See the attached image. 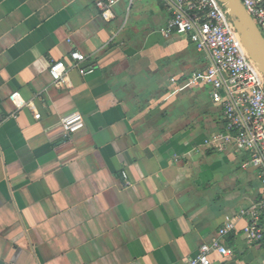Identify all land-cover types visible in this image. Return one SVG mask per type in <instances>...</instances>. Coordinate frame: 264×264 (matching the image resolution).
I'll use <instances>...</instances> for the list:
<instances>
[{"label": "crops", "instance_id": "obj_1", "mask_svg": "<svg viewBox=\"0 0 264 264\" xmlns=\"http://www.w3.org/2000/svg\"><path fill=\"white\" fill-rule=\"evenodd\" d=\"M98 1L0 0V264H186L261 196L244 153L205 145L224 127L191 81L209 61L164 32L167 5L122 1L105 20ZM72 50L93 72L53 85ZM76 112L84 128L67 137ZM243 225L212 264H264Z\"/></svg>", "mask_w": 264, "mask_h": 264}, {"label": "built area", "instance_id": "obj_2", "mask_svg": "<svg viewBox=\"0 0 264 264\" xmlns=\"http://www.w3.org/2000/svg\"><path fill=\"white\" fill-rule=\"evenodd\" d=\"M140 0H99L97 7L102 18H112V9L119 2ZM160 1V0H157ZM171 13L164 28L166 34L185 35L195 49L206 54L207 67L194 72L191 81L211 88V99L219 104L224 127L222 132L205 141L206 146L222 153L229 148L244 153L248 158L244 168L258 171L261 187L259 200L241 211L236 219L225 222L216 238L199 246L197 254L186 264H212V257L230 259L233 250L224 240L236 229V222L244 220L240 235L248 244L258 243L264 237V78L243 48L230 20L228 10L217 0H161ZM264 38V0H240ZM70 62H55L49 67L52 84L66 81L70 70H78L81 76L92 69L84 68L85 56L76 50L69 54ZM17 109L24 106L40 118L33 101L23 103L19 93L10 96ZM84 119L80 113H72L60 121L67 137L83 130ZM126 179V173H123Z\"/></svg>", "mask_w": 264, "mask_h": 264}, {"label": "water", "instance_id": "obj_3", "mask_svg": "<svg viewBox=\"0 0 264 264\" xmlns=\"http://www.w3.org/2000/svg\"><path fill=\"white\" fill-rule=\"evenodd\" d=\"M228 10L230 20L251 61L264 78V38L240 0H217Z\"/></svg>", "mask_w": 264, "mask_h": 264}]
</instances>
